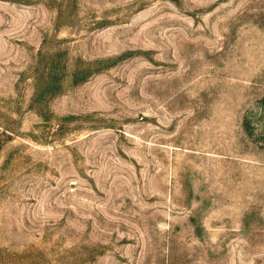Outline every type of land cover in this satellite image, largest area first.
Segmentation results:
<instances>
[{"label":"rangeland","instance_id":"obj_1","mask_svg":"<svg viewBox=\"0 0 264 264\" xmlns=\"http://www.w3.org/2000/svg\"><path fill=\"white\" fill-rule=\"evenodd\" d=\"M0 264H264V0H0Z\"/></svg>","mask_w":264,"mask_h":264}]
</instances>
